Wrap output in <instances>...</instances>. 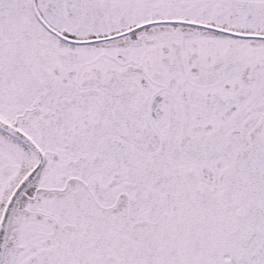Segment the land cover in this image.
Returning a JSON list of instances; mask_svg holds the SVG:
<instances>
[{
  "label": "snow or ice",
  "instance_id": "1",
  "mask_svg": "<svg viewBox=\"0 0 264 264\" xmlns=\"http://www.w3.org/2000/svg\"><path fill=\"white\" fill-rule=\"evenodd\" d=\"M0 264H264V0H0Z\"/></svg>",
  "mask_w": 264,
  "mask_h": 264
}]
</instances>
